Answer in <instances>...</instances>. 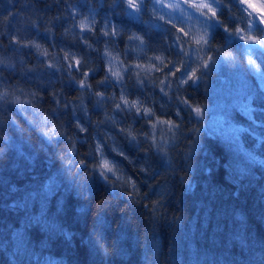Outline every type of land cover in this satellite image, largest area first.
Segmentation results:
<instances>
[{"label":"clouds","instance_id":"9594fccd","mask_svg":"<svg viewBox=\"0 0 264 264\" xmlns=\"http://www.w3.org/2000/svg\"><path fill=\"white\" fill-rule=\"evenodd\" d=\"M7 5L0 12V161L17 137L42 138L80 199H93L94 181L102 185L89 232L106 264L116 241L110 246L95 221L114 207L129 222L139 210L142 253L153 244L146 264H168L156 234L184 219L170 201L176 197L179 207L177 187L193 180L211 80L221 62L264 72L254 51L264 50V0Z\"/></svg>","mask_w":264,"mask_h":264},{"label":"trees","instance_id":"16d2710c","mask_svg":"<svg viewBox=\"0 0 264 264\" xmlns=\"http://www.w3.org/2000/svg\"><path fill=\"white\" fill-rule=\"evenodd\" d=\"M0 4L6 12L7 0ZM256 51L264 63V50ZM207 98L193 180L177 187L179 207L176 197L170 201L184 219L179 227L161 224L156 234L162 255L171 257L168 264H264V72L221 62ZM11 149L0 161V264H106L89 232L102 185L94 181L93 199L85 202L42 138L17 137ZM127 218L114 207L95 221L110 246L116 241L107 264H146L153 250L149 241L142 253L139 210Z\"/></svg>","mask_w":264,"mask_h":264},{"label":"rangeland","instance_id":"374dc122","mask_svg":"<svg viewBox=\"0 0 264 264\" xmlns=\"http://www.w3.org/2000/svg\"><path fill=\"white\" fill-rule=\"evenodd\" d=\"M255 50H257L256 48H254V51ZM256 53H257V51H256ZM260 57H261V53H260ZM262 59V58H261ZM251 72H253L255 75H258V74H263V72H261V73H255L254 71H251ZM46 173V172H45Z\"/></svg>","mask_w":264,"mask_h":264}]
</instances>
